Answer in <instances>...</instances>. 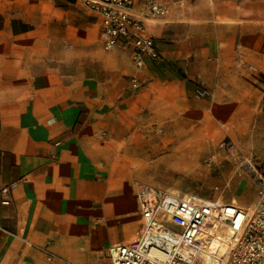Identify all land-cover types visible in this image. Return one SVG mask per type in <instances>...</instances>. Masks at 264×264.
<instances>
[{"label": "crops", "instance_id": "crops-1", "mask_svg": "<svg viewBox=\"0 0 264 264\" xmlns=\"http://www.w3.org/2000/svg\"><path fill=\"white\" fill-rule=\"evenodd\" d=\"M85 1L0 0V264H112L140 227L122 149L157 155L154 130L184 138L202 107L227 123L264 99V0H159L161 61L138 71Z\"/></svg>", "mask_w": 264, "mask_h": 264}, {"label": "built area", "instance_id": "built-area-1", "mask_svg": "<svg viewBox=\"0 0 264 264\" xmlns=\"http://www.w3.org/2000/svg\"><path fill=\"white\" fill-rule=\"evenodd\" d=\"M84 4L99 22L105 51L131 48V62L137 71L144 68L145 59L161 61L145 22L166 15L163 2L142 0L138 15L134 14L133 0H86ZM131 85L139 88L136 79ZM237 158L255 182V199L250 206L138 184L139 230L131 243L115 244L107 250L111 263L264 264V171L245 155Z\"/></svg>", "mask_w": 264, "mask_h": 264}, {"label": "rangeland", "instance_id": "rangeland-1", "mask_svg": "<svg viewBox=\"0 0 264 264\" xmlns=\"http://www.w3.org/2000/svg\"><path fill=\"white\" fill-rule=\"evenodd\" d=\"M201 110L198 123L185 126L189 134L184 138L164 139L160 130L153 131V140L146 144L164 149L157 155L142 147L128 145L122 149V154L132 160L123 175L135 185L224 202L234 200L239 206L248 207L255 199V182L237 155L247 156L259 171H264V99L246 119L227 123L215 121L212 110ZM165 157L166 162L162 163L160 160Z\"/></svg>", "mask_w": 264, "mask_h": 264}, {"label": "bare ground", "instance_id": "bare-ground-1", "mask_svg": "<svg viewBox=\"0 0 264 264\" xmlns=\"http://www.w3.org/2000/svg\"><path fill=\"white\" fill-rule=\"evenodd\" d=\"M233 201V200H232ZM233 203L235 204V202L233 201Z\"/></svg>", "mask_w": 264, "mask_h": 264}]
</instances>
